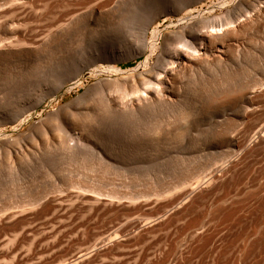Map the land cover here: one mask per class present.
Here are the masks:
<instances>
[{"label": "rangeland", "instance_id": "1", "mask_svg": "<svg viewBox=\"0 0 264 264\" xmlns=\"http://www.w3.org/2000/svg\"><path fill=\"white\" fill-rule=\"evenodd\" d=\"M119 1L122 0H35L20 9L26 14L8 7L10 3L0 6V22L10 27L6 26L7 30L30 31L22 39L8 32L2 36L6 39L1 37L0 115L9 114L16 104L80 69L78 76L35 110L24 112L15 122H0V242L15 240L19 235V247L28 251L33 236L24 237L22 228L50 229L57 223L63 227L65 221L68 232L64 239L79 238V244L92 248L98 238L114 236L124 224L148 212L150 206L140 210L141 204L163 198V194L155 195L161 188H167L184 174L189 179L186 187L194 184V177V182H200L199 178L204 182L211 171L227 163L221 156L227 148L220 149L213 136L222 130L225 119L239 120L246 101L220 108L208 103H212V95L221 91L239 90L250 83L263 87L264 28L245 35L224 61H209L182 74L173 100L129 111L125 98L133 94L127 87L131 74L162 70L161 66L167 64L160 58L174 47L185 45L184 41H169L165 34L180 28V22L193 26L202 19L220 16L233 0H200L177 14L160 11L155 17L149 14L157 6L175 5L179 0ZM219 1L224 4H217ZM33 32L37 36H31ZM74 115L78 116L79 125L73 126ZM78 132L89 135V145L81 153L68 147L67 134L76 137ZM209 159L214 162L208 165ZM183 185L166 192V197L182 191ZM85 196L92 201L101 200V204H112L113 210L88 213ZM54 198L58 202L55 207L45 205ZM76 202L81 208L74 215L58 212L57 205L68 209ZM71 214L75 219L69 218ZM88 224L91 234L83 232ZM130 229L127 227L125 233L133 230Z\"/></svg>", "mask_w": 264, "mask_h": 264}, {"label": "bare ground", "instance_id": "2", "mask_svg": "<svg viewBox=\"0 0 264 264\" xmlns=\"http://www.w3.org/2000/svg\"><path fill=\"white\" fill-rule=\"evenodd\" d=\"M32 1L35 0H0V6L3 8L5 4L10 3L8 7L11 6L14 8L13 10H20L21 8H25L24 3H31ZM122 1H119L120 4ZM183 1L179 0V2L176 1L175 5L160 6V8L157 6V8L152 10L153 14L150 13L149 16L151 15L152 17L153 15L155 17L160 11L161 13L174 12V14H177L200 0ZM231 2L232 4L229 3L231 7L218 17L202 19L199 24L193 26L186 25V21L180 22L182 26L179 25V29L172 30V32L167 31L168 33L165 34V38L169 41L170 39L177 42L184 41L185 45L174 47L173 51L168 52L163 58H160L164 65L169 64V66L165 65L167 67L161 66L162 70L158 71V68H156L152 71L145 70L133 75L131 74L129 83L125 79L127 81L125 83L128 84L127 87L133 90L131 96L124 97L129 111L148 109L153 105H159L161 102L163 104V101L165 103H167L166 101H171L176 92L175 89H177L178 83L181 81L182 74L209 61H224L227 53L240 45L245 35H251V32L264 28V0H233ZM42 4L45 5L44 2ZM217 4L223 5L224 3L219 1ZM19 10L17 11L19 12ZM21 12L23 14L25 11ZM3 22H0V41L4 34L7 35V32L11 36H20V38L24 36L25 32L17 28L7 30L6 26L8 25ZM202 27H206V29L202 30ZM29 32L28 35H30ZM34 32L37 31L34 30ZM34 32L31 36H34ZM30 49L34 50L33 48ZM14 53L16 52L14 51ZM42 56L44 55L42 54ZM79 72L80 69H76L73 71V76L59 81L55 86H45L41 91L39 90L40 93L38 95H34L35 97L31 96L32 98L30 97L26 101L23 100L22 103L19 102L20 104H16L13 106L14 108L12 107L13 109L9 114L0 115V122H15L21 118L24 112L27 113L35 110L47 97L60 92L68 81L78 76ZM255 82L258 81L255 80ZM247 86H243V88L239 86V90L233 89L230 91L229 89V91H221L223 93L220 92V94L210 96L212 103L209 102L208 104L212 108L213 106L215 108L226 104L231 105V103L233 105V102L238 103L242 99L246 101V105H243L245 107H243L242 114L240 113L239 120L227 117L228 119H225L226 124L224 127H221L222 130L219 129L220 131L214 136L212 135L214 137H212L213 140L215 139L216 141L215 143L220 145V149L222 148L221 146L227 148V151L223 150L224 153L221 154L224 160H227V163L219 169L211 171L212 173L206 181L202 182V179L199 178L200 182H194L196 179L194 177L192 181L196 184H189L186 187L185 184L189 183L187 182L189 179L182 172L184 175L180 174L182 176L180 179L176 180L175 178L176 181L169 184L167 188L165 186V188H161L160 186L161 189L155 192V195L161 196L163 194L162 197L164 198V195L165 197L167 196L166 192L169 193L171 192L170 190L177 189L178 185L184 184L185 188L182 191L175 192L172 196H168V198L163 199L160 197L152 201V203L150 201V203L147 202L148 204L146 202V204H141L140 210L144 209L147 205L150 206L148 207V212L146 211V213L141 214L143 216L140 215L141 217L134 218L124 224L114 234L112 232L111 234L114 236L110 235L109 237L115 238H109L108 236V239L107 237L103 239L98 238L97 242L94 245L92 244V248L83 247L82 243L79 244V238L74 239L71 237L72 239H64V233L68 232V230L66 231L68 227L64 228V218H62L64 221L63 227L57 223L61 228L56 224L57 227H55L53 224L54 227L51 225L52 228H42L41 230L39 226L31 227L28 225V228H22L21 233L24 237L33 236V238H30V249L26 251L28 249L26 247L25 251L21 250L19 247L21 240L17 239L19 235H17L15 240L11 238H9L10 240H2L3 242H0V264H264V84L261 88H257L255 83H250ZM77 117L75 116L72 117L74 119H71L73 126L81 123L78 120L79 118L76 119ZM54 118L56 117L54 116ZM41 121L38 123H41ZM39 126L42 129L44 125L39 124ZM87 135V133L83 132H78L77 136L74 135L76 137L67 134V138H69L68 147L74 152L85 150L84 148L88 144L87 137L89 135ZM211 160L208 165L214 162ZM151 196L153 195L151 194ZM160 199H163V202ZM82 200H84L83 196ZM85 201L88 205V213L94 211L98 214L99 212L113 210L112 204H106L105 202L101 204V200L97 202L92 201V198L86 197ZM56 202L57 199H50L45 205L55 207ZM76 203H72L68 209H64L62 204L57 205V209L59 208L58 212L61 213L63 210L62 213L66 211L65 213L67 214L69 212L73 214V212L75 213V211L81 208L78 202ZM72 214L69 215L71 219L74 218V214ZM60 215L62 216V214ZM61 216L58 217L61 218ZM8 218L1 220L2 223L4 221L7 222ZM0 219L2 218L0 217ZM11 219H13V216ZM129 226L133 230L130 233H125ZM71 230L69 231L71 232ZM83 232L91 234V226L89 224L86 225ZM68 235L70 234L68 233ZM116 236L119 238H116Z\"/></svg>", "mask_w": 264, "mask_h": 264}]
</instances>
